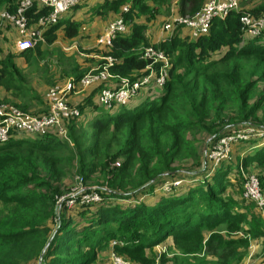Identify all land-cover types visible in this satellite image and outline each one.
<instances>
[{
  "label": "trees",
  "instance_id": "16d2710c",
  "mask_svg": "<svg viewBox=\"0 0 264 264\" xmlns=\"http://www.w3.org/2000/svg\"><path fill=\"white\" fill-rule=\"evenodd\" d=\"M86 1L81 0L66 20L63 15L42 31L46 44L22 53L0 49L4 92L0 104L10 103L24 112L35 108L40 96L22 66L29 72L36 66H67L66 61L51 60L50 46L60 32L68 40L78 37L82 24L75 14ZM175 1L181 13L194 14L209 0H98L86 12L87 19L113 14L114 20L124 18L128 30L112 41L109 51L86 53L112 56L117 60L112 74L137 81L150 64L142 59V50L152 44L148 25L164 8L170 12ZM18 2L0 0V10L14 12ZM126 6L128 13L123 11ZM263 12L264 0H240V10L215 20L209 34L197 39L176 34L153 44L172 60L166 86L113 118H106L107 111L98 103L99 92L109 84L91 87L77 103L68 98L81 112L77 120L86 122L94 115L90 145L85 132L78 134L84 129L77 128L76 120L66 123L70 141L53 133L27 140L13 132L10 141L0 145V264H31L40 258L42 264H97L98 254L108 247L136 264H155L150 256L158 246L162 247L160 264H239L250 241L264 237V224L256 216L249 220L250 209L238 211L236 202L225 194L233 168L224 169L222 163L208 178L201 149L214 137L210 149L233 128H258L254 124L261 120L264 93L252 100L258 83H264V45H256L259 38L247 40L242 49L238 46L246 35L241 16ZM50 13L35 6L27 14L31 29L38 30L39 20ZM8 31L5 28L0 38H8ZM214 55L220 58L213 59ZM72 58L73 66L62 69L60 80L53 77L47 91L71 77L79 81L91 69L83 68L87 59ZM18 59L23 61L21 66ZM232 61V66H220ZM259 144L236 166L240 178L241 166L249 162L264 169V143ZM258 174L264 194V172ZM75 178L85 188L97 187L86 192L98 193L101 201L81 204L78 200L71 213L67 202L60 200L68 195L65 180ZM185 179L190 182L161 196L154 205L141 200L158 184Z\"/></svg>",
  "mask_w": 264,
  "mask_h": 264
},
{
  "label": "built area",
  "instance_id": "2783aa9c",
  "mask_svg": "<svg viewBox=\"0 0 264 264\" xmlns=\"http://www.w3.org/2000/svg\"><path fill=\"white\" fill-rule=\"evenodd\" d=\"M81 4V0H19L14 12L2 10L0 12V33L4 26L12 28L20 37L17 50L20 52L28 51L37 46L42 40V31L49 26L56 25L59 19L70 12L73 8ZM35 6L50 9V15L42 17L38 22V30L31 29L30 21L27 17ZM240 10V0H209L195 15L173 18L164 29L169 33L165 41L170 40L179 30L186 32L190 38L197 39L209 34L213 22L217 19L224 20L232 12ZM128 13L129 7L123 10ZM241 24L245 31V38L241 41L238 48L242 49L247 45V40L264 39V12L259 16L250 13L241 16ZM128 26L124 18H118L107 29L103 42L110 47L112 41L122 33L127 32ZM142 59L148 60L147 74L137 81L117 77L112 74V68L117 64V60L112 56L103 58L101 65L86 73L79 81L75 78L68 79L64 84H58L47 93L48 112L41 116L28 114L13 106L12 104H0V145L10 141L13 132L28 133L34 137H44L49 134H57L61 139L70 141L69 129L66 123L71 120L81 118L80 110L68 103L71 93L77 89H88L94 86L107 85L110 87L102 88L98 94V103L106 111L126 108L135 99L146 97L149 92L155 89L162 90L169 79L172 66L171 58L162 50L156 47H147L142 50ZM118 79V80H116ZM116 80V82H114ZM264 137L255 126H243L226 131L217 138L216 142L210 147L208 158L216 167L228 161L231 146L249 142L251 139ZM245 197L255 203L258 212L264 218V194L259 178L255 175L245 176ZM180 184V182H175ZM87 189L81 188L77 196L81 204L97 203L101 201V196L96 192L87 193ZM66 200L62 198L60 201ZM71 200L72 204L74 201ZM117 264H129L123 259L114 255Z\"/></svg>",
  "mask_w": 264,
  "mask_h": 264
},
{
  "label": "rangeland",
  "instance_id": "374dc122",
  "mask_svg": "<svg viewBox=\"0 0 264 264\" xmlns=\"http://www.w3.org/2000/svg\"><path fill=\"white\" fill-rule=\"evenodd\" d=\"M242 8H244V7L242 6ZM244 9H246V8H244ZM2 10H4V9H2ZM2 10H0V12ZM196 13L197 12H195L194 14H191L190 12H187L185 14L181 13L180 5L178 7V4H176L175 11H173V12L171 10H170V12H168V9L164 8L162 10V12L157 16L156 20L151 22L148 25L147 37L151 40V43H152L149 47H153L154 46L153 44H156V43L160 44V43H162L161 41L163 39L167 38V37L166 38H164V37L168 36L169 33H167L165 31L164 27L166 24L172 22L171 20L173 18L182 17V16H193ZM67 14H69V12ZM67 14H65V15H67ZM110 15L111 14L104 16V17L98 16V17H94L93 19H87V18L81 19L80 22L82 24V27L79 31L78 37H76L72 40H68V39L64 38V35H60L58 37V40L52 46H50L51 48L54 49V53L51 55V60L55 63L59 62L60 60L66 61L65 64L67 66H58V67H56V66H36L33 69H31L30 72H29V68L22 66L23 70L26 71V74H28L27 75L28 81H30L31 84L36 88V90L40 96V98L37 97L38 102H35L33 105V106H35V108L33 109L32 107H29L28 112H27L28 114H41V113H46L48 111L47 93L49 90L47 91V85L50 83V81L52 80L53 77L57 80H60L63 68L69 69L71 66H73V64H71L72 60H70V59L75 60L74 58H72L73 56H75L76 59L80 62H82L86 59L88 60L86 66H83V68L84 67L86 68L87 66L92 67L97 63L96 60L92 58V56L95 57L96 53L87 54L86 51H95V50L98 51L99 50L96 47V39H95V45L92 47L93 40L96 37V35H98L103 30V28L106 26L107 22L110 21L109 20ZM113 22H115V20L114 21L112 20L110 23H108V25L110 26ZM5 28H7L9 30L7 32L8 38H6L5 40H4V38H0V49H1V51L9 52V53L16 51L18 53H22V52H19L17 50V46H18L17 44L20 41V37L18 35L16 37L13 36L12 32H14V33H16V32L10 27L4 26L2 28V31H4ZM91 28H92V32H91ZM107 29H106L104 35H102L98 39V46H100L103 49L105 48V46L107 48H109L103 42L104 36L107 32ZM43 44H46V43H43ZM252 45H255V43H252ZM256 45H258V47L264 45V39L258 41V43H256ZM101 51L103 53L107 52V50H105V49L101 50ZM48 57H49V55H48ZM98 57H99L98 59L101 58V56H98ZM219 58H220L219 55L213 56V59H219ZM233 59H231V60H233ZM102 61H103V57H102L100 63L97 66H94L93 68H91L89 71L98 68L101 65ZM17 62L20 66L23 63V61L21 59H18ZM236 63L241 64L242 61H237ZM252 63L253 62H248V63L244 62L243 65L250 66ZM232 64H233V61L228 65L222 64L220 66H232ZM48 68H49V71H47ZM78 92H76V93H78ZM76 93H73L71 100H70L71 103H74L72 98L75 96L74 94H76ZM262 93H264V83L262 81H260L257 85V88H256L255 93H254L255 95H253L252 101H255L258 98V96ZM3 96H4V92L2 91V89H0V99H2ZM74 101H76V99H74ZM135 101H133V102H135ZM7 102L12 103V101H7ZM133 102H131L130 107L133 105ZM156 103H157L156 101L151 102V104H156ZM124 109H126V108L116 109V110L110 111V112L107 111L105 113V117L106 118H113L116 115H118L121 111H123ZM263 114H264V106H263V109L258 113V116H260L261 120H259V122L257 124H254V125L258 126V129H260L261 132H264ZM93 120H94V118H90L86 122H82V120H76V121H78V122H76L77 128H80V126H83L84 130L78 131V134H81L80 132H85L86 138H87V145H90V142L92 141ZM237 126L240 127L241 125H237ZM237 126H235V127H237ZM226 130H228V129H226ZM19 138H24L27 140H34L36 137L29 135L28 133L21 132L19 134ZM253 141L251 143L248 142L246 144H243L239 148H236V145L238 143L231 146V152H230V156L228 158L229 160L226 161V163H223V165H222V167L224 169H226L228 166L233 168V170L229 173V178H228L229 187H228L225 194L227 196L231 197L236 202V206H237L238 211L239 210L242 211L244 207L250 209L249 214H248L249 220L254 218V216H256L264 224V218L258 212L255 203L252 201H249L245 197V191H244V185H245V181H246L245 176L248 175L247 172L253 173L250 175L256 174L255 176H259L258 173L264 172V169L261 167H257L255 163L249 162L246 167L241 166L242 167L241 170H242V174H243V176L241 178L236 173V166L238 164L241 165L240 159L245 157L248 153H250L254 147L257 146V148H260L262 146V144H259V143H264V137L257 138ZM207 144H208V142L203 145L201 152L203 153V164H204L203 172H205L206 170H207V172L209 171L210 175H208V178H210V176L212 174H214L215 171L217 170V168H220V166L215 167L210 162V160L208 158L209 145H208V149L206 152ZM71 147L73 148L72 144H71ZM175 182H180V184H175ZM175 182L167 180L161 184H158L157 187L153 191H151L148 195L144 196L141 200H144L148 205H151V204L154 205L156 203V201L158 200V198H160L163 195H168L169 193L170 194L173 193V191H174L173 189H176V190L179 189L183 185L188 184L190 182V180L185 179V181H175ZM65 184H66V190L69 189V191L67 192L68 195L65 196L66 200H63L62 202H67V206L71 210V213H73L75 208L78 207V205H77V201L79 200L78 197L82 196V194L80 196H77V201H75L73 199L76 197L78 191L81 190V188L91 189V190H95L97 188V187L96 188L95 187L85 188L83 186V184L81 183L80 178H77V179L75 178L73 181H71V180L69 181L68 179H66ZM142 196L143 195H141L140 197H142ZM71 200L74 201L73 204H72ZM112 203L116 204L117 202L112 201ZM126 204H127L126 201L121 203V205H126ZM262 227L264 229V226H262ZM55 230H57V229H55ZM51 242H52V240L49 241V243H48L49 246H50ZM112 243H114V242H112ZM161 249H162V247L158 246L154 250V252L152 251V254L150 256L151 258H153L156 261L155 264H160L161 257L158 256V254L161 253L160 252ZM114 255L123 259L124 261L128 262L129 264H136L132 261L127 260L124 256L119 255L115 251L111 250V247L104 249L102 252H100L98 254L97 264H117L116 261L114 260ZM171 257L172 256H169V258H171ZM263 261H264V237L262 239H258L257 241L251 240L250 246L248 249L244 250L243 258L239 261V264H261V262H263ZM169 263H171V262H169ZM31 264H42V259L40 258V260L38 262L35 261Z\"/></svg>",
  "mask_w": 264,
  "mask_h": 264
},
{
  "label": "crops",
  "instance_id": "0c3cea01",
  "mask_svg": "<svg viewBox=\"0 0 264 264\" xmlns=\"http://www.w3.org/2000/svg\"><path fill=\"white\" fill-rule=\"evenodd\" d=\"M98 3V0H87L86 2H84V7L81 9V10H79L75 15H77V18L79 19V20H81V19H83V18H87V16L85 15L86 14V12L89 10V9H91V8H93L96 4ZM176 4H177V1H175V3L172 5V8H171V11L173 12V11H175V8H176ZM70 16V14H68V15H66L65 17H64V19H67L68 17ZM94 18V17H93ZM93 18H91V19H93ZM114 19H115V16L113 15V14H111L110 15V21L109 22H107V24H106V26L103 28V30L98 34V35H96V37L94 38V40H93V44H92V47L95 45V39H96V47L99 49V50H107V51H109V48H107L106 46H105V48L103 49V48H101L100 46H98V39H99V37H101L102 35H104V33H105V31H106V29L108 28V23H110L112 20L114 21ZM117 20V19H116ZM91 32H92V28H91ZM178 33H179V35L181 36V37H185V36H187L188 34L186 33V32H184V31H182V30H179L178 31ZM177 33V34H178ZM12 34H13V36H17V33H14V32H12ZM60 35H63V33L62 32H60L59 33V36ZM166 37H169V35L168 36H165L164 38H166ZM164 40L165 39H163L161 42H164ZM40 43H45V40H44V38H43V40L40 42ZM20 52V51H19ZM98 56H101V54H98V55H95V57L94 56H92V58L93 59H95L96 60V64L94 65V66H97L99 63H100V61H101V59H102V56H101V58L100 59H98L99 57ZM104 58V57H103ZM94 66H92L91 68H93ZM71 78H74V77H71ZM67 80V79H66ZM66 80L63 82V83H65L66 82ZM79 91V92H78ZM90 91H92V88H90V89H84V90H82V89H77V91L76 92H78V93H76V94H74L75 96L72 98L73 99V102L74 103H77V102H79L84 96H85V93H89ZM74 99H76V101H74ZM71 100V96L69 97V101ZM136 100V101H135ZM134 101L135 102H133V105L131 106V107H135V106H137V105H139V104H141L142 102H144L145 101V96L143 95L142 97H140V98H138V99H135ZM94 117V115H92L91 116V118H93ZM90 119V118H89ZM88 119V120H89ZM17 138H19V136H17ZM263 238V237H262ZM262 238H260V239H262ZM261 264H264V261L263 262H261Z\"/></svg>",
  "mask_w": 264,
  "mask_h": 264
},
{
  "label": "water",
  "instance_id": "95a60500",
  "mask_svg": "<svg viewBox=\"0 0 264 264\" xmlns=\"http://www.w3.org/2000/svg\"><path fill=\"white\" fill-rule=\"evenodd\" d=\"M215 138L213 137V138H211L209 141H208V144H207V146H206V152H207V149H208V145L214 140ZM49 245H47V247H48Z\"/></svg>",
  "mask_w": 264,
  "mask_h": 264
}]
</instances>
